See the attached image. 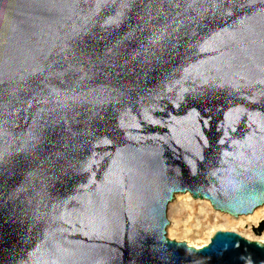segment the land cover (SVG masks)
<instances>
[{
  "label": "water",
  "instance_id": "obj_1",
  "mask_svg": "<svg viewBox=\"0 0 264 264\" xmlns=\"http://www.w3.org/2000/svg\"><path fill=\"white\" fill-rule=\"evenodd\" d=\"M179 193L264 205V0H0V264H264Z\"/></svg>",
  "mask_w": 264,
  "mask_h": 264
},
{
  "label": "rangeland",
  "instance_id": "obj_2",
  "mask_svg": "<svg viewBox=\"0 0 264 264\" xmlns=\"http://www.w3.org/2000/svg\"><path fill=\"white\" fill-rule=\"evenodd\" d=\"M201 209L205 212H201ZM257 209H263V207ZM167 219L169 221L166 228L167 237L170 240L185 242L192 247L206 245L210 237L223 228L221 226L224 224L221 216L216 213L207 200L194 199L189 193L175 195L174 200L167 208ZM235 222L234 227L220 231H232L250 241H264V211L256 219H253V213H251L239 216ZM174 226L176 227L174 228ZM261 227H263L261 233L256 234L255 230ZM172 228H174L173 231ZM184 231L186 234H183ZM171 232H177L179 235L172 236Z\"/></svg>",
  "mask_w": 264,
  "mask_h": 264
},
{
  "label": "bare ground",
  "instance_id": "obj_3",
  "mask_svg": "<svg viewBox=\"0 0 264 264\" xmlns=\"http://www.w3.org/2000/svg\"><path fill=\"white\" fill-rule=\"evenodd\" d=\"M179 194H182V193H179ZM188 197V196H187ZM175 198V197H174ZM186 199V198H185ZM174 200V199H173ZM172 202V201H171ZM170 202V203H171ZM169 203V204H170ZM169 204H168V206H169ZM181 204V203H180ZM184 205V204H183ZM209 205H211L210 203H209ZM182 206V205H181ZM263 207V209H255L254 211H253V219H256V218H258L259 216H260V214L264 211V206H262ZM168 208V207H167ZM178 208V207H177ZM201 212H205V210H203V209H201ZM216 213L219 215V216H221V218L223 219V221H224V224H223V226H221V227H223V228H221L220 230H225V229H229V228H231V227H234L235 225H236V222H235V219H237L238 217H232L231 215H229V214H225V213H221V212H218V211H216ZM241 216H243V215H241ZM248 219H249V217H248ZM240 220V219H239ZM242 221V220H241ZM177 224V223H176ZM176 226H174V228H175ZM174 228H172V231H173V229ZM175 231V230H174ZM187 232H189V231H187ZM171 234H172V236H176V235H179L177 232H171ZM183 234H186V231H184V233ZM174 238V237H173ZM264 242V241H263ZM190 246V245H189ZM200 247H202V246H199V247H195V248H200Z\"/></svg>",
  "mask_w": 264,
  "mask_h": 264
}]
</instances>
